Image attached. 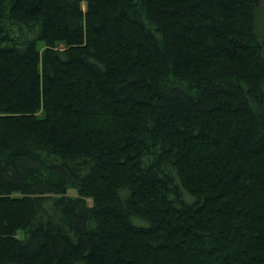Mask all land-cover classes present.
Segmentation results:
<instances>
[{"label": "trees", "instance_id": "obj_1", "mask_svg": "<svg viewBox=\"0 0 264 264\" xmlns=\"http://www.w3.org/2000/svg\"><path fill=\"white\" fill-rule=\"evenodd\" d=\"M256 9L0 0V264H264Z\"/></svg>", "mask_w": 264, "mask_h": 264}, {"label": "rangeland", "instance_id": "obj_2", "mask_svg": "<svg viewBox=\"0 0 264 264\" xmlns=\"http://www.w3.org/2000/svg\"><path fill=\"white\" fill-rule=\"evenodd\" d=\"M255 28L264 41V0H256ZM68 195H76L75 189H68Z\"/></svg>", "mask_w": 264, "mask_h": 264}, {"label": "water", "instance_id": "obj_3", "mask_svg": "<svg viewBox=\"0 0 264 264\" xmlns=\"http://www.w3.org/2000/svg\"><path fill=\"white\" fill-rule=\"evenodd\" d=\"M254 1H256V0H254Z\"/></svg>", "mask_w": 264, "mask_h": 264}]
</instances>
